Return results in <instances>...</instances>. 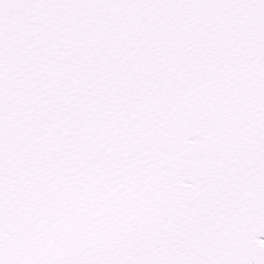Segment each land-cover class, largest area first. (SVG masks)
Here are the masks:
<instances>
[{"label":"snow or ice","instance_id":"6c2138e0","mask_svg":"<svg viewBox=\"0 0 264 264\" xmlns=\"http://www.w3.org/2000/svg\"><path fill=\"white\" fill-rule=\"evenodd\" d=\"M0 264H264V0H0Z\"/></svg>","mask_w":264,"mask_h":264}]
</instances>
